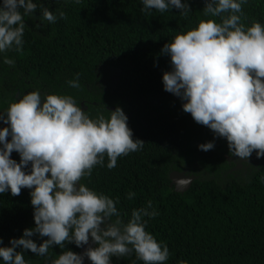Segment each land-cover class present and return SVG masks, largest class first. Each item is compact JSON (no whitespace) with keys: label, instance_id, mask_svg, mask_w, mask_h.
I'll return each instance as SVG.
<instances>
[{"label":"trees","instance_id":"1","mask_svg":"<svg viewBox=\"0 0 264 264\" xmlns=\"http://www.w3.org/2000/svg\"><path fill=\"white\" fill-rule=\"evenodd\" d=\"M40 2L64 16L57 13L52 25L25 17L23 50L0 53V112L37 90L42 99L49 94L72 96L91 118H107L120 107L133 140L143 141V148L119 157L111 170L105 155L104 166H94L81 183L118 200L119 219L125 223L134 209L151 201L159 215L145 217L146 231L168 246L165 264H264V157L253 152L242 168L234 169L237 157L229 154L226 139L214 138L183 111L180 98L163 88L162 76L171 71L163 46L201 20L220 22L203 15L205 0H187L192 11L186 17L175 8L142 11L141 0ZM242 8L247 26L264 24V0H248ZM34 15L40 16L39 9ZM6 57L15 61L13 66L3 62ZM77 74L80 87L72 88L67 81ZM104 79H111L108 90L97 88ZM209 141L215 143L213 150H198ZM11 158L19 163L16 152ZM184 170L195 179L187 191L177 193L169 175ZM129 192L136 194L131 200ZM33 211L29 189L19 196L0 194V247H10V239L35 227ZM31 239L39 246L47 237ZM66 250L81 254L75 244L66 243L64 249L50 248L46 257L28 250L24 258L27 264H52ZM112 264L143 262L132 252L112 257Z\"/></svg>","mask_w":264,"mask_h":264},{"label":"clouds","instance_id":"2","mask_svg":"<svg viewBox=\"0 0 264 264\" xmlns=\"http://www.w3.org/2000/svg\"><path fill=\"white\" fill-rule=\"evenodd\" d=\"M247 3L205 0L203 15L219 17L220 22L201 20L161 49L171 64V71L162 76L164 90L180 98L183 111L210 129L214 138L226 139L229 154L241 160L253 152L257 158L264 157V24L242 22V6ZM141 4L142 11L163 13L175 8L185 17L192 11L187 0H141ZM37 9L38 18L34 15ZM57 13L64 16L60 9L53 13L40 0H2L0 53L23 50L25 17L52 25ZM3 62L15 63L7 57ZM67 83L79 88L78 74ZM108 113L107 118H91L72 96L49 94L42 99L38 90L24 94L0 112V121L8 125L0 129V194L19 196L22 189H29L35 223L21 238L10 239V247H0L2 264H27L24 252L28 250L46 257L53 246L64 249L70 243L80 248L89 243V237L97 247H88L82 254L63 251L52 264H84L85 257L91 264H112V257L119 259L132 252L143 264H165L169 259L168 246L146 231L145 217L159 215L151 201L134 209L125 223L119 219L118 200L81 183L94 166H104L105 155L111 170L119 157L144 146L143 141L133 140L128 117L120 107ZM197 147L207 152L215 143ZM13 152L19 155V163L11 158ZM135 195L129 192L127 198ZM106 220L112 223L106 224ZM37 234L47 237L39 246L31 239Z\"/></svg>","mask_w":264,"mask_h":264},{"label":"water","instance_id":"3","mask_svg":"<svg viewBox=\"0 0 264 264\" xmlns=\"http://www.w3.org/2000/svg\"><path fill=\"white\" fill-rule=\"evenodd\" d=\"M80 106L82 107L83 103H81ZM112 110L115 111L114 109ZM228 161H233V160L228 159ZM237 168L238 167H234V169ZM169 179L171 181V184L174 186V191L177 193H183L187 191L191 185V182L193 181V178L191 176L188 177L185 172L182 173L173 172L169 175ZM181 181H183L182 184L180 183Z\"/></svg>","mask_w":264,"mask_h":264},{"label":"rangeland","instance_id":"4","mask_svg":"<svg viewBox=\"0 0 264 264\" xmlns=\"http://www.w3.org/2000/svg\"><path fill=\"white\" fill-rule=\"evenodd\" d=\"M112 87V82L111 79H104L101 80L98 84H97V88L98 89H102V90H108L109 88ZM4 127H8V125H6L5 123H3L2 121H0V129L4 128ZM101 227L103 228V224L101 225ZM88 247H96V244L92 242L91 237H89V243L87 245H84L82 247H80L81 249V254L88 248ZM84 264H91V262L85 257L84 260Z\"/></svg>","mask_w":264,"mask_h":264},{"label":"flooded vegetation","instance_id":"5","mask_svg":"<svg viewBox=\"0 0 264 264\" xmlns=\"http://www.w3.org/2000/svg\"><path fill=\"white\" fill-rule=\"evenodd\" d=\"M83 107V106H82ZM81 107V109L83 110V108ZM84 110H85V107H84ZM234 161H235V165H234V167H238L239 169L240 168H242V165H241V163H244V162H246L247 160H241L240 158H236V159H234ZM237 168V169H238ZM188 177H192L193 178V176L192 175H187ZM76 187H77V189L79 188V184H76Z\"/></svg>","mask_w":264,"mask_h":264}]
</instances>
